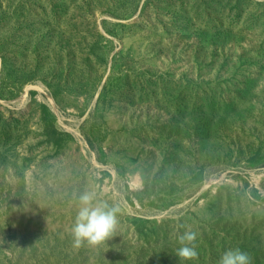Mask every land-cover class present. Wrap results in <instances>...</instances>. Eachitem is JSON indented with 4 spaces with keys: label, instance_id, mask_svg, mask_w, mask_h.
<instances>
[{
    "label": "rangeland",
    "instance_id": "374dc122",
    "mask_svg": "<svg viewBox=\"0 0 264 264\" xmlns=\"http://www.w3.org/2000/svg\"><path fill=\"white\" fill-rule=\"evenodd\" d=\"M85 192L120 211L76 246ZM234 247L264 264V0H0V264Z\"/></svg>",
    "mask_w": 264,
    "mask_h": 264
},
{
    "label": "clouds",
    "instance_id": "9594fccd",
    "mask_svg": "<svg viewBox=\"0 0 264 264\" xmlns=\"http://www.w3.org/2000/svg\"><path fill=\"white\" fill-rule=\"evenodd\" d=\"M95 194L85 192L78 197L81 207L77 212L73 231V243L79 246L81 241L96 244L109 236L117 223L116 214L120 209L116 206L109 207L106 203L100 202L98 206L91 207ZM196 234L192 231H185L178 237L180 247L176 255L183 260L194 259L197 255L193 241ZM217 264H251L249 254L239 247L225 249L219 256Z\"/></svg>",
    "mask_w": 264,
    "mask_h": 264
}]
</instances>
